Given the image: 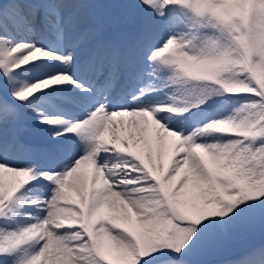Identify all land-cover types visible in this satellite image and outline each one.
<instances>
[{
  "label": "snow or ice",
  "instance_id": "1",
  "mask_svg": "<svg viewBox=\"0 0 264 264\" xmlns=\"http://www.w3.org/2000/svg\"><path fill=\"white\" fill-rule=\"evenodd\" d=\"M264 0H0V264H264Z\"/></svg>",
  "mask_w": 264,
  "mask_h": 264
},
{
  "label": "trees",
  "instance_id": "2",
  "mask_svg": "<svg viewBox=\"0 0 264 264\" xmlns=\"http://www.w3.org/2000/svg\"><path fill=\"white\" fill-rule=\"evenodd\" d=\"M244 237L245 236L241 237L236 243H257L259 244L264 240V238H262L258 232L255 235L250 236L251 238H247V237L244 238ZM232 251H233L232 247L226 246L214 254H227V253H232ZM217 262L220 263V261H217Z\"/></svg>",
  "mask_w": 264,
  "mask_h": 264
},
{
  "label": "rangeland",
  "instance_id": "3",
  "mask_svg": "<svg viewBox=\"0 0 264 264\" xmlns=\"http://www.w3.org/2000/svg\"><path fill=\"white\" fill-rule=\"evenodd\" d=\"M262 242H264V240ZM231 258H232V255L225 256V259L221 260L219 264H226V262L230 260Z\"/></svg>",
  "mask_w": 264,
  "mask_h": 264
}]
</instances>
